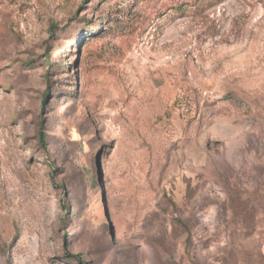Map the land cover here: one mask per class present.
Listing matches in <instances>:
<instances>
[{
    "label": "rangeland",
    "instance_id": "obj_1",
    "mask_svg": "<svg viewBox=\"0 0 264 264\" xmlns=\"http://www.w3.org/2000/svg\"><path fill=\"white\" fill-rule=\"evenodd\" d=\"M8 262L264 264V0H0Z\"/></svg>",
    "mask_w": 264,
    "mask_h": 264
},
{
    "label": "trees",
    "instance_id": "obj_2",
    "mask_svg": "<svg viewBox=\"0 0 264 264\" xmlns=\"http://www.w3.org/2000/svg\"><path fill=\"white\" fill-rule=\"evenodd\" d=\"M46 103V99H43V104ZM39 142L43 149H46L45 135L42 132H39ZM10 264V262H8Z\"/></svg>",
    "mask_w": 264,
    "mask_h": 264
}]
</instances>
